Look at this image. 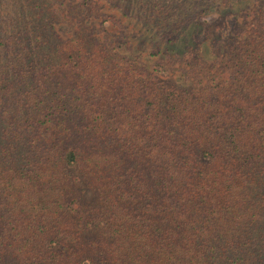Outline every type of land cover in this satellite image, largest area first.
Returning a JSON list of instances; mask_svg holds the SVG:
<instances>
[{
	"label": "trees",
	"instance_id": "1",
	"mask_svg": "<svg viewBox=\"0 0 264 264\" xmlns=\"http://www.w3.org/2000/svg\"><path fill=\"white\" fill-rule=\"evenodd\" d=\"M68 1L67 6L66 0H0V158L13 156L14 172H22L37 162L32 149L28 156L25 149L39 141L49 142L47 155L38 157L45 163L76 160L77 147L66 149L52 133L62 123L54 120L66 109L64 98L81 100L74 88L59 89L55 80L66 64H91L98 59L96 48L105 63H122L123 73L116 78H134V70L155 63L191 88L185 90L191 106L208 113L203 121L194 114L181 125L183 114L173 106L171 121L161 119L168 121L165 129L154 125V135L143 140L144 145L153 142L160 180H171L176 227L158 238L161 264H264V91L250 86L264 73V0H177L171 30L162 29L160 18L124 22L126 13L144 10L139 0ZM148 2L161 4L166 14L171 9L169 0ZM208 12L221 20L213 33L214 25L201 18ZM107 21L121 30L113 33L104 26ZM138 25L146 28L145 38ZM129 26L134 34L125 36L122 31ZM219 95L232 106L221 107ZM1 165L0 160L2 170ZM9 200L0 192L5 220L0 264H44L42 254L56 262L65 253L71 258L75 244L57 238L33 241L35 231L9 240V234L20 235L5 207ZM158 209L164 213L166 208ZM150 242L137 245L143 251L152 247Z\"/></svg>",
	"mask_w": 264,
	"mask_h": 264
},
{
	"label": "rangeland",
	"instance_id": "2",
	"mask_svg": "<svg viewBox=\"0 0 264 264\" xmlns=\"http://www.w3.org/2000/svg\"><path fill=\"white\" fill-rule=\"evenodd\" d=\"M133 1L138 4V0H131V4ZM176 1L169 0L171 9L167 8L170 11L166 14L161 4L139 0L144 10L133 16L128 12L129 18L122 20L134 25L160 18L162 29L171 30V14L179 12ZM66 4L69 5L68 0ZM201 18L214 25L210 33L221 26V20L213 12L204 13ZM104 26L113 33L121 30L108 21ZM137 30L146 37L145 27L138 25ZM154 30L158 32L159 28ZM122 32L125 36L134 34L132 26ZM95 51L98 59L91 64L69 63L65 71L55 74L59 89L68 92L75 89L81 98L76 102L64 98L66 109L54 120V124L62 123L52 130L55 137L63 139L61 146L77 147L76 160L70 164L64 158L45 163L38 157L47 155L49 142L39 141L25 149L27 156L32 149L37 162L24 166L22 172H14L13 156L0 158V192L10 195L5 207L14 217V231L20 233L14 237L9 234L7 238L17 242L35 231L37 236L31 234L33 241L57 238L75 244L71 258L65 253L59 262L48 254L38 255L44 264H161L155 247L158 238H166L171 228L176 227L170 209L171 180L167 183L160 180L155 171L159 163L153 142L147 140L144 145L143 140L154 135L152 126L165 129L168 121L161 119L169 117L171 121L173 106L183 114L181 125L194 114L203 121L208 113L191 106L185 92L191 88L177 82L174 75L169 78L168 72L157 64L152 62L142 72L134 70V78L127 75L116 78L123 73L122 63H105L101 48ZM156 67L160 73L155 72ZM250 86L264 91V73L259 74L256 85L250 82ZM219 99L221 107L232 106L229 98L219 95ZM160 205L166 208L164 213L159 212ZM189 209L187 204L183 215L188 216ZM4 225V217L0 215V229ZM143 240L152 241V247L139 249L137 244Z\"/></svg>",
	"mask_w": 264,
	"mask_h": 264
}]
</instances>
